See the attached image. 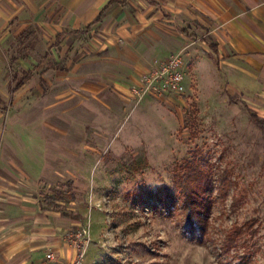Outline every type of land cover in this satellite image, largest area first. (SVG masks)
<instances>
[{"label":"rangeland","instance_id":"rangeland-1","mask_svg":"<svg viewBox=\"0 0 264 264\" xmlns=\"http://www.w3.org/2000/svg\"><path fill=\"white\" fill-rule=\"evenodd\" d=\"M22 52L14 46L11 56ZM199 54L197 78L187 66L178 95L128 100L111 84L93 93L65 82L26 97L30 119L17 132L32 150L57 154L49 157L61 174L41 192L65 193L60 205L77 219L72 238L85 249L77 262L264 264V109L214 87ZM191 161L207 172L203 241L185 235L181 211L168 213L160 199L178 195L176 174Z\"/></svg>","mask_w":264,"mask_h":264},{"label":"crops","instance_id":"crops-1","mask_svg":"<svg viewBox=\"0 0 264 264\" xmlns=\"http://www.w3.org/2000/svg\"><path fill=\"white\" fill-rule=\"evenodd\" d=\"M14 46L21 55L11 56ZM182 50L195 78L206 53L214 87L264 109V0H0V264L87 262H77V219L42 202L41 188L61 174L57 154L32 150L17 132L30 119L28 94L71 82L93 93L112 85L131 100L155 61Z\"/></svg>","mask_w":264,"mask_h":264},{"label":"trees","instance_id":"trees-1","mask_svg":"<svg viewBox=\"0 0 264 264\" xmlns=\"http://www.w3.org/2000/svg\"><path fill=\"white\" fill-rule=\"evenodd\" d=\"M33 73L34 71L32 70L24 71L23 77L16 87H20L30 80L33 77ZM17 77L18 72L14 74V79ZM193 163L191 161L187 164L190 170L188 173L176 174L178 195H165L164 197L160 195V199L161 205L168 213L172 214L175 208L181 211L182 218L180 222L185 235L203 241L208 235L211 201L207 198V172L202 169L200 163L195 165ZM64 195L65 193L59 189H51V193H42L41 198L45 208L60 211L65 216L75 218L72 211H65L60 205V201L65 197ZM71 198H74V195H71ZM137 200H140L139 197ZM159 208L157 205L153 207L155 210H160Z\"/></svg>","mask_w":264,"mask_h":264},{"label":"built area","instance_id":"built-area-1","mask_svg":"<svg viewBox=\"0 0 264 264\" xmlns=\"http://www.w3.org/2000/svg\"><path fill=\"white\" fill-rule=\"evenodd\" d=\"M155 64V67L143 76L141 85L131 89L130 98L142 99L147 95L165 97L168 94L178 95L185 92L186 62L183 50L163 60H157ZM75 245L79 250V256L82 257L85 252L84 247H80L77 243ZM47 258L55 257L50 252Z\"/></svg>","mask_w":264,"mask_h":264}]
</instances>
